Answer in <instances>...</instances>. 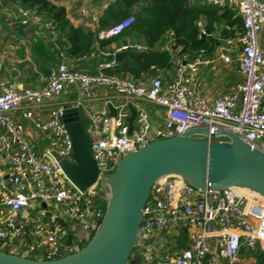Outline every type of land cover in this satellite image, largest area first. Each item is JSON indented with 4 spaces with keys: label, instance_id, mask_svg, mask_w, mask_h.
I'll use <instances>...</instances> for the list:
<instances>
[{
    "label": "built area",
    "instance_id": "obj_1",
    "mask_svg": "<svg viewBox=\"0 0 264 264\" xmlns=\"http://www.w3.org/2000/svg\"><path fill=\"white\" fill-rule=\"evenodd\" d=\"M76 1L79 13L85 14L88 0ZM203 2L230 7L243 25L242 33L226 39L221 47L237 52L242 79L211 102L196 90L200 65L209 62L200 54L192 59L185 54L175 56L172 77L167 82L159 75L134 81L102 71L115 66L116 53L142 48L122 44L100 50L103 60L97 64L98 72L90 74L67 65L66 54L55 42L57 33L52 22L36 6L15 5L8 11L23 27L36 26L43 35L47 30L60 60L40 86L17 89L0 82L1 251L45 260L71 254L82 241L74 237L70 225L78 223L93 231L103 215L104 208L98 202L92 205L90 200L98 182L81 192L69 182L58 162V158L72 161L71 140L61 120L65 103L56 100L66 87L77 92L70 104L81 105L87 118L99 175L111 171L124 152L196 127H207L211 133L218 128L229 130L264 155V54L259 45V38L264 40V0ZM134 19L130 14L100 30L97 39L120 34ZM12 47L7 45L2 54ZM220 57L230 61L228 54ZM99 90L105 97L94 104ZM47 103V116L39 118L37 110ZM129 104L135 110L131 133L126 121ZM151 106L162 109L157 125L151 120ZM14 113L27 124L19 122ZM31 132L36 135L33 139ZM142 213L137 232L145 243L133 252L139 259L137 264H237L241 254L264 251V199L247 190L207 186L200 192L181 177L169 175L152 185Z\"/></svg>",
    "mask_w": 264,
    "mask_h": 264
},
{
    "label": "water",
    "instance_id": "obj_2",
    "mask_svg": "<svg viewBox=\"0 0 264 264\" xmlns=\"http://www.w3.org/2000/svg\"><path fill=\"white\" fill-rule=\"evenodd\" d=\"M136 17V15H135ZM128 53L114 55L121 61ZM48 76L51 69L39 66ZM128 133L133 128L135 110L128 105ZM110 114L115 111L110 107ZM61 120L72 144V161L58 158L60 168L79 191H86L96 181L98 189L90 195L92 205L104 200L101 220L91 231L78 223L70 225L74 237L83 244L75 252L55 259H30L0 250V264H137L134 249L144 245L138 234L142 207L152 185L169 175L181 177L194 189L234 187L264 199V155L251 149L236 134L226 129L210 132L196 127L172 137L150 141L145 146L124 152L114 168L99 175L92 156L87 132V118L81 105L64 104ZM227 138L210 141L209 137Z\"/></svg>",
    "mask_w": 264,
    "mask_h": 264
},
{
    "label": "trees",
    "instance_id": "obj_3",
    "mask_svg": "<svg viewBox=\"0 0 264 264\" xmlns=\"http://www.w3.org/2000/svg\"><path fill=\"white\" fill-rule=\"evenodd\" d=\"M136 1L140 5L134 22L120 34L103 40L97 39V30L90 31L73 26L63 5L53 4L49 0H15V4L26 8L36 6L39 13L52 22L57 33L55 42L67 56L76 58L93 54L90 74L98 72L94 58L96 55L98 61L103 60L99 55L100 50H112V45H140L142 48L127 49L125 52L128 54L121 61H117L113 68L102 69L104 73L130 77L134 81L161 73L167 77L172 74L175 56L185 54L187 59H192L199 52L210 55L217 44L226 39H234L243 31L239 14L230 7L199 5L197 2L189 5L187 0H113L99 17V27H109L129 16ZM200 19L204 20L203 34L197 24ZM19 26L23 27L20 24ZM28 28L36 29V26ZM44 32L43 37L35 39L29 59L17 62L12 71L17 80L30 86L44 83L38 66L53 68L60 60L59 51L53 48L48 31ZM97 202L104 208L102 198ZM252 255L255 264H264V251H256Z\"/></svg>",
    "mask_w": 264,
    "mask_h": 264
},
{
    "label": "crops",
    "instance_id": "obj_4",
    "mask_svg": "<svg viewBox=\"0 0 264 264\" xmlns=\"http://www.w3.org/2000/svg\"><path fill=\"white\" fill-rule=\"evenodd\" d=\"M53 4L63 5L66 11V15L70 23L75 27H81L85 30L99 32L105 28L99 27V17L102 15L104 8L113 0H108V2L99 10L91 8V5L94 4V0H88L86 4V13L81 15L79 13V7L76 0H49ZM98 0H95L97 2ZM188 2V1H187ZM199 5H208L203 2V0H193L189 5H194L195 3ZM16 4H10L6 0H0V82H7L12 84L15 88L21 89L23 87H37L30 86L22 81L17 80V77L13 75L12 71L14 70V65L17 62L22 61L23 59H29L30 49L34 45V41L37 38L43 37V34L40 33L35 28L20 27L9 15L8 11L13 8ZM140 2L136 1L130 10V14L137 15L139 13ZM213 5V4H210ZM238 14V13H237ZM200 23L198 26L203 29L204 20H198ZM197 22V23H198ZM99 28V29H98ZM107 28V27H106ZM226 40H223L220 44H217L214 51L210 55H205L202 52H199L203 58L208 60V63L200 65L199 72L196 76V90L208 102H211L218 93L224 92L228 89L233 83L240 81L242 77L238 72L237 66V52L235 50H221V47L225 44ZM12 44V48L8 49L6 54H2V51L6 50L7 45ZM260 49L264 54V40L259 38ZM236 47V44H234ZM233 46V47H234ZM112 49L114 45L110 46ZM65 49L64 47H62ZM23 51V52H22ZM228 54L230 56L229 62H224L220 57V54ZM197 54V55H198ZM100 55V54H99ZM94 55H82L76 58L66 55V62L69 67L77 68L89 73L91 62L93 61ZM102 57V56H101ZM97 64L101 60H97L96 55L94 58ZM103 59V58H102ZM50 68V67H48ZM52 69V68H50ZM39 70V66H38ZM173 72V71H172ZM40 78L43 79L46 76L39 70ZM162 77L164 82H167L171 79L172 74L164 75L161 73L159 75ZM77 92L72 87H66L60 97L56 100L63 103H72V100L76 97ZM105 97L103 90L96 91V98L94 99V104H98L102 98ZM48 103L39 108L36 112V115L39 118H45L49 110ZM149 112L151 115V120L153 125H157L161 119L162 109L156 106L149 107ZM15 114L17 120L23 124H27V121L24 120L20 114ZM32 139L36 135L34 132H31ZM253 257L252 255L241 254L239 261L243 262L248 258Z\"/></svg>",
    "mask_w": 264,
    "mask_h": 264
},
{
    "label": "rangeland",
    "instance_id": "obj_5",
    "mask_svg": "<svg viewBox=\"0 0 264 264\" xmlns=\"http://www.w3.org/2000/svg\"><path fill=\"white\" fill-rule=\"evenodd\" d=\"M6 1L9 2L10 4H14L15 3V0H6ZM187 1L189 3H191V1H193V0H187ZM93 2H94V4L91 5V8L93 7L94 10L95 9L99 10V7L102 8L108 2V0H98L97 2H95V0H94ZM80 243L83 244V242H80ZM237 264H255V260H254L253 257H250L247 260H244L243 262L239 261Z\"/></svg>",
    "mask_w": 264,
    "mask_h": 264
}]
</instances>
